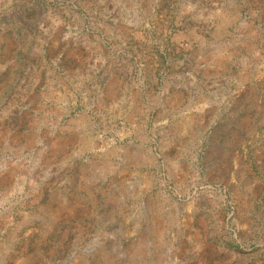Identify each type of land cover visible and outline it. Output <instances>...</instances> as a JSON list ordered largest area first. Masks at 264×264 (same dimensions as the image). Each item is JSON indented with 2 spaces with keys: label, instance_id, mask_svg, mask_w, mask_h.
<instances>
[{
  "label": "rangeland",
  "instance_id": "374dc122",
  "mask_svg": "<svg viewBox=\"0 0 264 264\" xmlns=\"http://www.w3.org/2000/svg\"><path fill=\"white\" fill-rule=\"evenodd\" d=\"M0 264H264V0H0Z\"/></svg>",
  "mask_w": 264,
  "mask_h": 264
}]
</instances>
